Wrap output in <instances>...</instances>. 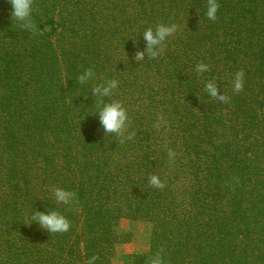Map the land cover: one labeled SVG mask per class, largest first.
I'll use <instances>...</instances> for the list:
<instances>
[{"label":"trees","instance_id":"trees-1","mask_svg":"<svg viewBox=\"0 0 264 264\" xmlns=\"http://www.w3.org/2000/svg\"><path fill=\"white\" fill-rule=\"evenodd\" d=\"M217 3L211 21L207 0H33V36L0 0V264H113L124 222L144 223L149 243L119 264L161 246L165 264H264V0ZM158 23L177 31L135 62ZM112 79L103 102H121L136 133L124 143L105 135L91 93ZM209 80L229 103L204 91ZM52 186L73 202L56 204ZM49 210L67 232L31 220Z\"/></svg>","mask_w":264,"mask_h":264},{"label":"clouds","instance_id":"clouds-1","mask_svg":"<svg viewBox=\"0 0 264 264\" xmlns=\"http://www.w3.org/2000/svg\"><path fill=\"white\" fill-rule=\"evenodd\" d=\"M12 7L11 18L20 22V26L29 31L33 36L42 35L43 33L37 29L36 24L31 18L33 0H8ZM219 9L217 0H207L206 16L209 20L215 21L217 19L216 13ZM177 31V25H165L158 23L155 28L148 27L143 33V39L146 42L144 51L136 50L133 60L141 62L147 55L149 58L155 59L160 56L164 50V43L167 38L173 36ZM198 73L209 71V67L204 63H198L195 69ZM244 71L237 70L233 78V92L239 93L243 91L244 86ZM94 77L92 68L86 69L81 75L78 76L77 82L84 84ZM118 86V81L115 79L108 80L104 84L97 85L91 89V93L100 101L98 110L99 124L106 134H115L120 143L126 140H131L136 135L135 132H129V120L126 109L122 106L121 102L113 100L109 103H104V97H110L113 90ZM204 91L214 100L221 103H229L230 97L218 91L217 81L209 80L204 85ZM159 124L154 127L159 128ZM174 152L169 150V159L174 158ZM149 185L156 189H163L165 184L161 181L159 176L155 173L151 174L148 178ZM52 196L58 205H69L73 202L74 193L63 188L52 186L50 189ZM32 221L49 232L50 234L65 233L70 229L69 220L55 210H49L47 213L35 211L31 217ZM166 252L163 246L157 249L154 254L148 256L145 264H165L164 256ZM99 259L98 256L93 255L90 259L85 261V264H95Z\"/></svg>","mask_w":264,"mask_h":264},{"label":"rangeland","instance_id":"rangeland-1","mask_svg":"<svg viewBox=\"0 0 264 264\" xmlns=\"http://www.w3.org/2000/svg\"><path fill=\"white\" fill-rule=\"evenodd\" d=\"M121 229L130 235L129 242L116 246L113 264H119L125 255L141 253L148 248L149 236L144 223L124 222Z\"/></svg>","mask_w":264,"mask_h":264}]
</instances>
